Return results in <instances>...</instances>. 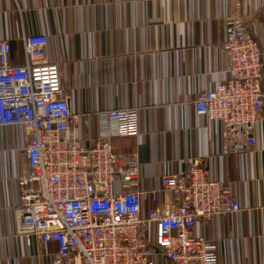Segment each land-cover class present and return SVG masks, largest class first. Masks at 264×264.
I'll return each mask as SVG.
<instances>
[{"label":"crops","instance_id":"0c3cea01","mask_svg":"<svg viewBox=\"0 0 264 264\" xmlns=\"http://www.w3.org/2000/svg\"><path fill=\"white\" fill-rule=\"evenodd\" d=\"M233 17L264 48V0H0V40L20 65L23 37H47L48 59L80 115L68 137L91 145L97 113L140 107V135L112 143L120 155L138 153L143 190L206 158L210 179L230 189L241 211L200 220L195 233L216 245L218 264H264V103L255 145L240 154L226 147L221 125L197 118L193 107L199 94L225 83ZM27 138L21 127L0 128V264H50L57 250L29 246L17 232L16 179L27 170ZM173 202L160 195L162 206ZM155 262L172 264L162 255Z\"/></svg>","mask_w":264,"mask_h":264},{"label":"built area","instance_id":"2783aa9c","mask_svg":"<svg viewBox=\"0 0 264 264\" xmlns=\"http://www.w3.org/2000/svg\"><path fill=\"white\" fill-rule=\"evenodd\" d=\"M22 43L24 62L13 65L10 42L0 40V128L21 127L28 137L27 170L16 179L18 234L29 246L56 245L50 264H156V255L172 264H218L216 245L195 233L197 223L241 207L210 179L207 159L143 190L138 153L120 155L112 143L140 135V107L97 113L91 145L68 137L80 115L48 59V39L29 35ZM225 53V83L199 94L193 107L197 118L219 123L226 147L240 154L255 145L263 116L264 48L233 17ZM161 194L173 204L162 206Z\"/></svg>","mask_w":264,"mask_h":264}]
</instances>
